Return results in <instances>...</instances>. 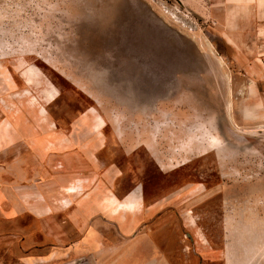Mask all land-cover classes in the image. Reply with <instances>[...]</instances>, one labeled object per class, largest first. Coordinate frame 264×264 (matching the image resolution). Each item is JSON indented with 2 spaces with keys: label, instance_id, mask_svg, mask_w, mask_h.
Wrapping results in <instances>:
<instances>
[{
  "label": "rangeland",
  "instance_id": "obj_1",
  "mask_svg": "<svg viewBox=\"0 0 264 264\" xmlns=\"http://www.w3.org/2000/svg\"><path fill=\"white\" fill-rule=\"evenodd\" d=\"M0 264H264V0H0Z\"/></svg>",
  "mask_w": 264,
  "mask_h": 264
}]
</instances>
